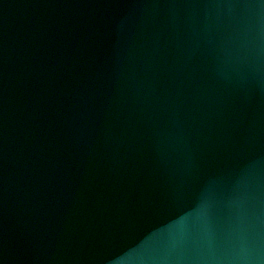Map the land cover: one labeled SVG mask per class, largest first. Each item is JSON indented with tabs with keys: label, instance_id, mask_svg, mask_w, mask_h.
<instances>
[{
	"label": "water",
	"instance_id": "95a60500",
	"mask_svg": "<svg viewBox=\"0 0 264 264\" xmlns=\"http://www.w3.org/2000/svg\"><path fill=\"white\" fill-rule=\"evenodd\" d=\"M0 264H264V0H0Z\"/></svg>",
	"mask_w": 264,
	"mask_h": 264
}]
</instances>
